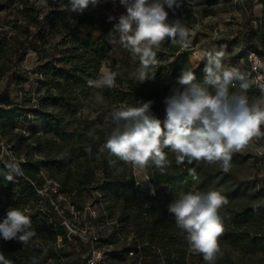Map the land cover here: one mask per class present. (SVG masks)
Listing matches in <instances>:
<instances>
[{"label": "trees", "instance_id": "1", "mask_svg": "<svg viewBox=\"0 0 264 264\" xmlns=\"http://www.w3.org/2000/svg\"><path fill=\"white\" fill-rule=\"evenodd\" d=\"M245 2V5H248L247 0ZM208 3L213 5L217 3V0ZM92 6L90 4L73 20H70L64 11L49 9L41 15L42 26L47 22L49 26L56 25L57 28L64 27L67 30L62 34V40L54 43L55 58L57 55L60 57L56 64L52 62L41 64L42 81L49 82L50 85L43 93L39 90L38 96L35 97L36 105L33 108L22 106V103L28 105L34 98L28 93H24L17 99L18 104L15 107L13 104L10 107L0 106L2 132L8 134L10 130L13 134L10 141L17 142V146H12L13 154L15 160L21 162L23 171L21 176L16 177L15 182L6 180L5 174L8 172L6 165L12 161L9 155L0 154L2 157L0 160V222L6 217L10 208H19L31 218L32 228L36 232L33 238L34 243L28 245H22L16 241L5 242L0 239V251L11 264H29L30 258L33 257L40 261L38 255L44 251L48 253L47 257L56 258V260L67 257L66 249L73 247L74 244L68 242L69 232L63 221L64 218H73L74 214L68 208H62L63 211L59 214L58 209L51 204V202L59 203L58 192L54 189L46 190L43 195L37 194L36 189L42 187L45 178H49L58 183L60 192L65 193L64 195L69 198L75 210L80 213L87 203L94 204L93 207L90 206L91 210L86 212L85 218L96 226V229L100 227L99 219L105 215H108L111 220H124L136 227H138V219L141 218L145 224L142 231L147 236V242L164 244L167 258L174 256L184 264L189 253L188 245L184 235L177 228L174 218L168 213L167 205L180 192L192 190L202 172L200 165L197 166L195 163L177 165L175 153L165 149L171 166L164 175H161L154 167L151 187L156 189V194L150 195V188L144 190L145 187L135 184L128 165L117 160L116 157H109L106 152H99V148L107 139V134L112 131L114 124L110 117L109 125L105 127L101 115L94 116V110L86 106L83 100L88 98L93 89L88 86L87 81L97 79L103 63L109 61V67L119 72L116 79L117 86L112 89H98L99 94L119 107L138 106L142 101L151 100L153 101L152 111L159 112L163 99L161 85L170 81H174L176 85V79L184 68H190L195 72L197 80H202L205 62L195 64L187 55L177 56V52L181 50L180 45H173L171 41L165 40L157 53L159 65L154 78L139 83L130 75L135 69L130 71L132 57L125 49H121L117 56L108 54L109 40L115 38V33L110 31L115 21L110 23L108 17L111 15L105 12H98L96 17ZM230 7L235 10L233 6L224 8L226 11H231ZM118 8L121 9L120 15L126 13L122 5ZM247 9L250 13L244 23L246 30L241 32L242 40L255 50L261 48L264 54V0L261 1L259 12L262 14L261 20L258 19V14L254 12L252 5ZM168 11L171 16V9ZM175 16L182 18L188 28L197 22L191 6L186 1L176 9ZM253 20L257 21V27ZM80 31L82 34L78 35ZM97 32L99 33L95 36L94 33ZM104 32L108 34L105 36L102 34ZM191 39L192 37L190 41ZM5 45H7L6 37L0 41V54L3 57L8 56L11 49L10 47L7 51L6 48L4 49ZM241 55L238 54L236 57ZM0 72L7 74L4 99H10L13 96L14 82H22L30 76L28 70L18 72L6 61L0 64ZM231 90L237 91V88ZM247 94L252 98L257 92L249 89ZM28 113H33L40 123L42 133L38 136L32 133L27 136L21 131L22 118L27 117ZM90 130H95L98 140L88 136ZM110 159L116 161L115 166L109 165ZM189 168H195V178L189 175ZM97 170L102 173L103 182L100 184H96L100 181L95 179ZM91 213L98 214L93 217ZM78 223L79 228L84 227L83 220ZM112 227V230L109 228L105 230V240L109 242L117 234L116 226ZM100 231L102 233V230ZM58 236L63 246H60L56 252ZM93 236L91 232L87 243L89 252L92 248L90 244L94 240ZM222 237L243 255H264V205H261L258 210L251 207L234 213ZM40 238H48V243L45 246L39 245L37 240ZM126 244L122 246L125 252L135 245L133 236L128 246ZM198 257L201 262H204L201 255Z\"/></svg>", "mask_w": 264, "mask_h": 264}, {"label": "clouds", "instance_id": "2", "mask_svg": "<svg viewBox=\"0 0 264 264\" xmlns=\"http://www.w3.org/2000/svg\"><path fill=\"white\" fill-rule=\"evenodd\" d=\"M116 0H113L115 3ZM185 0H119L126 13L119 17L109 16L113 23L111 32L115 38L111 44L125 49L138 67L131 77L143 83L153 79L159 65L157 53L165 40L181 49L190 46L191 30L182 18L175 16L176 9ZM189 6L198 0H186ZM46 4L47 0H40ZM59 10L83 13L88 6L100 0H53ZM171 9L172 15L170 16ZM226 45H213L200 56L204 61L203 78L197 80L190 68H184L170 89L163 103V118L152 112L153 101H142L138 106L122 105L111 112L114 127L99 148L100 153L130 166L137 173L154 166L161 175L171 166L167 152L175 153L177 165L201 162L219 165L224 173L233 167V154L247 149L253 140H264V77L250 79L236 66L224 63L227 59ZM254 55V54H253ZM118 67V66H117ZM119 72L102 67L97 79H89V87L96 89L115 88ZM260 90V97L249 98L253 86ZM237 88V91H232ZM88 136L98 140L95 130ZM91 151V149H89ZM115 166V160H109ZM19 161L14 158L6 167L5 179L15 182L23 174ZM195 178V168L188 169ZM138 181L137 184H140ZM156 189L150 186V195ZM229 204V198L220 189L189 190L180 192L168 205L167 211L188 245V252L201 255L205 264H216L223 255L220 238L225 233V220L221 210ZM261 205L253 204L258 210ZM36 236L31 218L19 208H10L0 222V239L16 241L22 245L34 243ZM0 264H11L0 251ZM29 264H39L33 257Z\"/></svg>", "mask_w": 264, "mask_h": 264}, {"label": "rangeland", "instance_id": "3", "mask_svg": "<svg viewBox=\"0 0 264 264\" xmlns=\"http://www.w3.org/2000/svg\"><path fill=\"white\" fill-rule=\"evenodd\" d=\"M210 1L212 0H198V3L191 6L197 22L189 27L192 39L189 46L190 50L187 49L186 53L195 64L199 63L198 58L202 53L213 45L217 48L221 45H226V52L233 54L231 43L235 44L243 41L241 32L246 30L244 23L250 13L247 8L252 5L254 12L258 14L261 10L262 0H247L248 5H245V0H217V3L213 5L208 3ZM118 6H121L119 0H116L115 3H113V0H100V3L92 6V11L95 12L96 17L98 16V12H105L116 17L117 15L120 16L121 13V9ZM228 6H233L235 10L230 7L231 11H226L224 7ZM49 9L61 11L58 5L53 3V0H47L46 4H41L40 0H0V41L6 37L7 45L4 46V49L6 48L8 51L11 47L8 56H6L7 58L0 54V64L6 61L14 70L18 72L28 70L30 73V76L24 81L14 82L12 84L13 96L10 99H4L3 94L6 90L7 74L0 72V106L10 107L13 104L15 107L18 104L17 99L19 96L21 97V94L28 93L29 95L32 94L34 98L28 105L22 103V106L33 108L36 105L35 97L38 96L39 90L43 93L50 85L49 82L43 83L42 81L41 74L43 69L41 68V64L48 62L56 64L60 57L57 55L55 58L54 43L60 42L62 34L67 30L64 27L57 28L56 25L49 26L47 22L43 23L42 26L41 22L43 20L41 15H44ZM64 12L70 20H73L76 15L81 14L69 11ZM112 27L113 24L111 25V29ZM98 33H94L95 36ZM81 34L82 32L80 31L78 35ZM102 34L106 36L108 32ZM96 42H98L97 39ZM34 48L38 49L35 50ZM121 49L123 48L118 44L110 43L108 54L117 56ZM109 64L110 62L106 61L102 67L110 68ZM138 64V60L132 58L130 71L136 69ZM99 75L100 73L98 77ZM174 86V81L161 85L163 99L160 115L157 116L161 119L164 116L165 109L163 100L170 94V89ZM83 103L94 110V116L95 114L101 115L105 127L109 125L112 110L119 107L101 96L96 88L92 89L91 94L87 99L83 100ZM22 119L23 125L21 131L24 134L29 135L32 133L34 136H38L42 133L40 123L35 119L33 113H28L27 117ZM1 126L0 122V135L4 141L2 145L7 150L0 144V154H10L9 158L12 161L13 158L16 159L12 146H17V142L15 140L10 141L13 134L10 130H8V134H3ZM10 150H12V153H10ZM254 152L255 147L250 144L244 151L234 153L233 167L228 173L221 171L219 165L209 166L203 162L199 164L202 172L192 190L207 191L209 189H220L229 198V204L220 213L225 220V229L230 225L234 213L251 208L253 204L264 205V162L259 161ZM1 159L2 157H0ZM128 167L133 174L136 185H138L136 181H141L143 185L149 184L148 178L151 180L154 166L148 167L144 172L139 173L134 171L130 166ZM95 179L100 180L96 184L103 182L100 170H97ZM50 188L58 192L59 203L54 204L51 202V204L58 209L59 214L66 208L70 209L71 213L74 214L73 218H64L63 221L64 226L69 232L68 242H73L74 245L66 249L65 253L67 257H62L58 260L47 257L48 253L45 251L39 253V264H85V256L92 251V248L100 250L103 264H183L180 259L174 256L170 259L167 258V250L164 244L157 242L149 244L147 242V236L142 231L145 224L141 218L138 219V227H136L131 223H126L124 220H111L108 215H105L99 219L98 223L100 227L96 229V226L92 225L85 218L86 212L90 211V206L93 207L94 204L87 203L80 213L75 210L69 198L64 195L65 193L60 192L58 183L49 178H45L44 184L41 188H37L36 192L38 195H43ZM144 190L147 189L144 188ZM97 214L91 213L93 217L97 216ZM80 220L84 221L83 228H79L77 225ZM112 226H116L115 231L117 234L109 242L105 240V230L107 228L112 230ZM100 230H102V233ZM91 232H93L96 238L91 242L90 246L92 248L89 252L87 243ZM132 236L135 245L128 248V251L125 252L122 246L125 243L128 246ZM47 240L48 238H40L37 242L39 245L45 246L48 243ZM144 245L148 247L145 248ZM60 246H63V244L61 238L58 236L55 246L56 252H58ZM220 246L223 255L216 260V264H264L263 254L243 255L235 247L228 244L223 237L220 238ZM131 252L134 253L131 254ZM184 264H205V262H201L197 254L188 253Z\"/></svg>", "mask_w": 264, "mask_h": 264}, {"label": "built area", "instance_id": "4", "mask_svg": "<svg viewBox=\"0 0 264 264\" xmlns=\"http://www.w3.org/2000/svg\"><path fill=\"white\" fill-rule=\"evenodd\" d=\"M261 16L262 14L258 13L259 20H261ZM253 22L255 26L257 27V21L253 20ZM231 47L234 53L230 54L229 52H227V59L224 61L226 65L236 66L240 68V70L244 72L245 74H247L250 79H256L257 77H264V54L261 52L260 50L261 48L259 50H255L243 41L241 43H235V44L233 43L231 44ZM228 49H231V48H228ZM188 50H190V47L188 48ZM186 52H187L186 50L181 49L180 51L177 52L176 55L177 56L182 55V54L187 55ZM238 54H242V55L240 57H236V55ZM198 59H199V63H201L202 60H200V57ZM250 89L257 92V94L254 97L256 98L260 97L261 93L257 86L253 85ZM22 95L23 94H21V97ZM152 112L156 116L160 115V111L159 112L152 111ZM261 129L262 131H264V125L261 126ZM3 142L4 141L2 140V137L0 135V144L2 145ZM251 144L254 145L255 147L254 155L257 156L259 161L264 162V140H259V141L253 140ZM2 147L5 149L4 145H2ZM10 153H12V150H10ZM148 179H149L148 180L149 184H145L146 185L145 189H149L151 186L150 184L151 180L150 178ZM93 238L95 239L96 236H93ZM133 253L134 252H131V254ZM85 264H103V257H102L100 250L92 248V251L87 256H85Z\"/></svg>", "mask_w": 264, "mask_h": 264}, {"label": "bare ground", "instance_id": "5", "mask_svg": "<svg viewBox=\"0 0 264 264\" xmlns=\"http://www.w3.org/2000/svg\"><path fill=\"white\" fill-rule=\"evenodd\" d=\"M141 186L145 187V185H143L142 183H140Z\"/></svg>", "mask_w": 264, "mask_h": 264}]
</instances>
